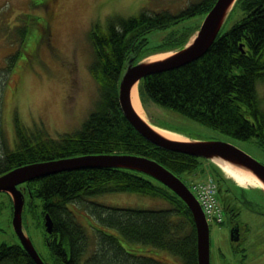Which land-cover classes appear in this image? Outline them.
<instances>
[{"label":"trees","instance_id":"obj_1","mask_svg":"<svg viewBox=\"0 0 264 264\" xmlns=\"http://www.w3.org/2000/svg\"><path fill=\"white\" fill-rule=\"evenodd\" d=\"M215 1L201 0L176 16L161 11L140 12L127 19L114 17L103 31L98 27L91 31L94 57L89 71L100 91L95 107L79 129L59 138L51 137L41 124L25 127L15 116L12 149L0 148V175L37 162L99 154L145 157L177 177L193 172L199 158L157 147L127 122L118 103V86L131 54L136 63L156 51L179 49L187 40L184 36L175 43L168 38L156 49H146L149 33L194 16L205 17ZM236 10L242 13L241 18L219 33L198 60L142 78L138 83L139 98L143 106L152 103L169 109L226 136L254 139L264 151V110L257 92L258 83L264 80V0H236L229 17ZM34 20L38 28L32 26V31L37 29L41 41L47 43L46 30L38 26V18ZM197 29L198 26L191 31ZM12 30L16 32L17 27ZM28 33L18 31L17 44L23 45ZM152 122L192 137L180 128ZM210 165L214 171L210 176L221 190L220 199L226 209L225 188L230 189V180L214 164ZM19 187L25 198L23 214L31 215L42 234L45 255H39L45 264H197L190 210L170 189L146 174L120 168L72 170ZM241 191L236 201L254 202L247 197L252 189ZM118 192L160 198L169 208H125L92 200ZM9 201L12 206L10 198ZM71 204L90 217L87 224L92 235L77 221ZM45 215L52 220L50 234L45 230ZM144 248L166 254L174 262L159 259ZM0 264L35 263L20 244H0Z\"/></svg>","mask_w":264,"mask_h":264},{"label":"rangeland","instance_id":"obj_2","mask_svg":"<svg viewBox=\"0 0 264 264\" xmlns=\"http://www.w3.org/2000/svg\"><path fill=\"white\" fill-rule=\"evenodd\" d=\"M29 1L0 0V148L3 150L12 149L15 116L25 127L32 128L41 124L53 138H59L63 133H72L80 128L100 96L99 86L89 71L94 57L89 39L91 31L97 27L103 31L107 22L114 17L127 19L140 12L152 14L166 11L176 16L201 0H56L49 10L51 12V9H54L55 18L51 20L50 31H46L47 43L41 41L37 29L31 32L30 27H27L28 21L34 20L40 14ZM241 16L242 13L236 10L226 19L220 32H226ZM203 18L194 16L167 29L149 33L145 48L156 49L168 38L176 43L184 36H187L184 46L189 44L198 29L194 32L191 30L196 26L199 28ZM15 27L16 32L9 29ZM20 30L30 32L23 45L17 44L20 41ZM174 50L178 49L156 51L146 57L171 54ZM257 92L264 110V80L258 83ZM140 104L151 125H154L152 121L165 123L182 129L194 139L229 143L264 165V151L257 146L254 139L239 140L200 125L169 109L152 103L143 106L141 101ZM180 138L192 140L184 135H180ZM210 173H214L212 166L207 160L200 159L197 168L191 173L182 174L181 178L186 185H190L192 180L199 181L210 177ZM224 177L231 181L232 186L236 185L225 174ZM260 191L252 190L247 193L248 199L254 201L251 204L236 201L240 221L248 225L244 251L233 254L229 249L232 227L228 210H223L224 221L221 224L209 225L211 264H240L242 261L244 264H264V195ZM221 196L222 194L218 196L219 203L223 205ZM9 198V194L0 192V244L10 246L20 244V240L13 228V211ZM92 200L125 208H169L160 198L141 196L137 193H106ZM69 207L74 211L77 221L86 226L92 235L87 224L91 221L90 217L83 209H78L73 204ZM23 225L24 232L38 254L44 256L42 234L31 215L26 212L23 214ZM146 251L159 259L174 262L166 254Z\"/></svg>","mask_w":264,"mask_h":264},{"label":"water","instance_id":"obj_3","mask_svg":"<svg viewBox=\"0 0 264 264\" xmlns=\"http://www.w3.org/2000/svg\"><path fill=\"white\" fill-rule=\"evenodd\" d=\"M236 0H216L205 15L192 41L183 48L174 51L167 58L146 61L143 58L135 63L131 54L121 75L118 86V103L122 115L127 122L148 142L163 149L184 155L203 158L216 165L214 159H222L234 167L251 173L264 185V165L235 146L221 141L190 140L186 142L172 141L159 135L151 128V124L141 119L134 111L130 94L139 81L149 75L166 72L185 66L202 57L220 33ZM120 168L137 171L150 176L176 194L188 207L192 214L196 232L197 264H210V233L205 215L188 187L173 173L157 162L145 157L125 154H99L56 161L37 162L17 167L0 175V192L10 195L12 200V224L20 245L35 264H45L30 238L24 232L23 208L24 194L19 188L27 182L42 179L64 171ZM264 193V191L262 190ZM44 226L48 234L52 232V220L44 216ZM233 236L231 230V237Z\"/></svg>","mask_w":264,"mask_h":264},{"label":"flooded vegetation","instance_id":"obj_4","mask_svg":"<svg viewBox=\"0 0 264 264\" xmlns=\"http://www.w3.org/2000/svg\"><path fill=\"white\" fill-rule=\"evenodd\" d=\"M55 1L56 0H30L29 1L30 4L33 7L37 8V11L40 13L39 15H37L38 26H40L41 29H44L48 32L50 31V28H51V22H52L51 20L55 18L54 9H51V12L49 10H50L51 5ZM32 26L37 27V24L35 25L33 21H30V22L28 21L27 27H30L29 31H32ZM10 29L12 30V28ZM24 31H27V30H24ZM228 184H229L230 189L228 187L225 188L228 190V192L226 193L228 196V201L226 203V206H227L226 210H228L230 214L229 220L231 223L232 233H233V236L232 237L230 236L231 245L229 249L233 254H237L238 251L240 250L244 251L243 244L245 242L246 232H248V225L240 221L239 212L236 211L237 209L236 208V198H238V196L243 192L236 185L232 186V183L230 182H228ZM240 264H244V261H242Z\"/></svg>","mask_w":264,"mask_h":264},{"label":"bare ground","instance_id":"obj_5","mask_svg":"<svg viewBox=\"0 0 264 264\" xmlns=\"http://www.w3.org/2000/svg\"><path fill=\"white\" fill-rule=\"evenodd\" d=\"M171 54H161L157 55L154 57H150L146 61H156V60H161L164 58H167ZM130 100H131V105L134 109V111L137 113V115L143 119L145 122L148 123L143 110L141 108L140 100H139V93H138V85H135L131 91L130 94ZM151 128L157 132L159 135L162 137L172 140V141H179V142H186L187 140H184L180 138V135L177 133H174L172 131L166 130L164 128H160L157 126L152 125ZM216 165L220 168L222 173L225 174L228 178L233 180L237 185L241 187H255L262 189L264 191V185L261 184L251 173L244 169H240L238 167H234L230 165L229 163L223 161L222 159H214L213 160Z\"/></svg>","mask_w":264,"mask_h":264},{"label":"built area","instance_id":"obj_6","mask_svg":"<svg viewBox=\"0 0 264 264\" xmlns=\"http://www.w3.org/2000/svg\"><path fill=\"white\" fill-rule=\"evenodd\" d=\"M191 188L194 191L207 219L214 222H220L221 212L217 205L215 184L209 180L203 183H195Z\"/></svg>","mask_w":264,"mask_h":264}]
</instances>
